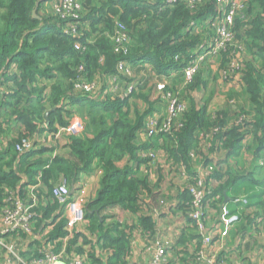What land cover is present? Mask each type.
I'll return each instance as SVG.
<instances>
[{
    "label": "trees",
    "instance_id": "16d2710c",
    "mask_svg": "<svg viewBox=\"0 0 264 264\" xmlns=\"http://www.w3.org/2000/svg\"><path fill=\"white\" fill-rule=\"evenodd\" d=\"M59 1L0 0L1 88L7 84L11 86V89L0 92V117L14 116L21 121V126L16 128L17 136L8 141L7 152L0 156V186L6 183L17 188L26 176L29 185L39 183L32 191L38 200L35 208L37 222L41 224L46 219L56 222L54 230L49 233L54 239L67 234L66 219L57 222L62 203L53 196L54 186L63 182L76 186L82 175H92L100 168L99 189L86 205L87 232H76L73 244L77 245L78 240H84L86 245L92 244L91 248L83 244L76 246L79 253L88 256L90 264H126L132 226L122 224L107 210L120 207L133 214L143 213L145 194H154L156 184L161 183V178L154 184L149 175L141 173L143 164L147 165L150 158L137 153L139 149L164 146L175 161L189 165L191 150L197 146L195 135L201 127L208 130L215 122L220 131L213 137L210 147L213 156L220 151L225 152V157L239 155L242 142L250 131L257 146L264 142V0H248L243 16L237 17L234 25L236 41L244 49L243 53L245 47L256 53L251 55L252 60L240 63L243 85L253 110L247 114L253 116L244 122L236 120L229 126V115L219 110L213 114L214 120L209 118L207 121L204 110L201 112L193 100L183 116V126H175L171 134L162 132L150 137V144L138 143L139 134L146 130L147 116L156 109L151 91L149 94L141 92L149 79L141 78L135 82L133 91L122 97L109 93L105 82L108 76L116 74L121 61L130 67V73L117 74L121 85L131 82L136 70H147L148 66L151 67L149 72L153 71L162 80L170 79L176 73L182 74L198 44L212 38L211 27L217 14L214 0H203L195 8L180 0L170 4L165 0H100V7L94 5L93 0H80L81 11L72 18L61 17L55 14L54 8L48 10L45 6ZM117 19L128 29L127 54L114 50L112 38L116 33ZM193 23L204 24L208 36L194 31L191 28ZM73 27L78 33L69 36L65 29ZM93 32H97L95 39H92ZM231 48L237 52L240 50L236 46L223 50L222 63ZM14 67L17 71L11 73L10 68ZM93 81H99V84L89 94L80 92L77 87L80 82ZM190 87L194 89L193 85ZM100 96L103 98L99 99ZM143 101L147 107L141 109L137 102ZM84 106L98 107L106 114L104 126L93 137L83 131V124L80 134L69 135L70 145L65 154H58L56 147L51 145L33 146L27 152L17 150L25 138L31 137L35 143L37 136L47 138V135H54L60 128L67 127L78 117L75 108L83 109ZM53 108L56 109L49 114V123L46 124L45 114ZM2 125L0 122V133ZM122 161L126 163L120 165ZM224 165L221 159L217 167ZM187 168L190 172V167ZM40 174L41 180L37 181ZM228 174H231L228 170L217 172L216 176L223 182L210 189L206 200L212 197L223 199ZM253 174L255 171L244 176L237 174L233 180L238 183L246 177L249 181ZM21 185L22 189L28 186ZM257 185L263 186L264 182L259 181ZM30 191L31 188L27 193ZM178 199L179 210L187 221L186 228L195 232L197 222L188 214L192 200L188 187L179 192ZM138 224L147 235L156 231L149 211L140 215ZM190 236L198 237L195 233ZM186 239V235L181 236V240ZM105 249L111 253L102 259Z\"/></svg>",
    "mask_w": 264,
    "mask_h": 264
},
{
    "label": "built area",
    "instance_id": "2783aa9c",
    "mask_svg": "<svg viewBox=\"0 0 264 264\" xmlns=\"http://www.w3.org/2000/svg\"><path fill=\"white\" fill-rule=\"evenodd\" d=\"M179 0H165L167 3H177ZM186 2L191 8H195L198 3L203 0H180ZM248 0H214L217 6V14L215 15V21L212 24L213 36L205 44H210L213 49V53L219 54L223 50H227L229 46L239 47L238 53H243L244 49L237 44V38L235 36L234 25L235 20L239 16H243V11L246 7ZM54 12L61 17H77L81 11L80 0H60L58 3L53 4ZM194 24V23H193ZM198 24H191V28H197ZM116 33L114 35V50L118 53L127 54L128 45L130 43V36L128 34L127 27L120 21H115ZM66 33L71 35H77L78 31L76 27L65 29ZM78 48V46H77ZM215 49V50H214ZM198 49L196 54L199 52ZM237 52V50H235ZM208 54H211L209 51ZM222 57V55H221ZM210 60V57L206 61ZM242 63L244 60H239ZM236 57L233 58V62L228 70L220 72V77L232 80L235 84H243V74L241 72V64ZM17 69L10 68L11 73H15ZM199 70L193 67V63L183 68V74L187 83H190L194 79L195 73ZM130 73V67L123 61L119 62L117 66V72L115 75L108 76L105 84L109 93L119 94L127 96L133 89L135 82H129L121 85L117 74L118 73ZM3 78L0 77V88ZM99 81L80 82L77 84L78 89L82 93H88L95 91L98 87ZM165 84L160 85V88L164 89ZM167 102L168 115L162 118V112L159 110V105L156 109L147 116L145 120V128L139 134L142 136L146 134L149 138L159 135L164 132L165 134H171L175 126H183L184 114L188 111L189 105L184 102H179L170 93L163 94L162 100ZM161 107V106H160ZM150 116V117H149ZM251 115L242 112L237 118V121H246ZM149 118V119H148ZM236 121V122H237ZM83 129V124L80 120H72L67 127L60 128V132H66L69 135H78ZM203 135L207 138V147L212 146L213 137L220 131L219 128L213 126L207 130ZM9 141V140H8ZM8 141L4 139V136L0 133V156L5 154L8 150ZM150 141V140H149ZM246 137L243 142H246ZM143 143L147 141L142 140ZM34 146V139L31 137L22 140V143L17 146V150L27 152ZM137 153H140L145 158H150L149 165L158 164V152L154 148L139 149ZM192 155H194L192 153ZM174 160V158H173ZM175 162V163H174ZM171 165H161L159 167L161 175L162 171L168 176V181L174 177L185 182L181 186V190L188 187L192 195L190 208L188 211L189 217L196 220L197 229L195 232L189 230V234L181 233L178 228V237L186 235V240L181 245H175L168 241L157 239L152 242L153 245L150 248V258L148 264H169L171 263V256L173 254L182 258L181 264H239L237 260L241 250V246L245 242V237L239 235L236 237L237 245L240 250L228 247L225 240L230 233L239 223L242 222L243 216L241 214V207L248 204V197L246 195L235 197L234 203L237 208L232 210L228 204L219 202V197H212L206 200L207 195L210 193V189L206 186V176L204 172L199 175H191V170L186 167L183 162L174 161ZM261 164L264 161L260 162ZM146 165V164H145ZM203 167H217L216 160H212L210 163H205ZM41 180V174L38 175ZM194 179V181H192ZM29 177L26 176L22 182L28 186L22 189L20 184L17 188H13L9 184L3 183L0 186V264H90L88 256L78 252L76 246L80 245L78 240L77 245L73 244L75 233H79L81 229L88 226V220L86 218V205L90 201L88 192L83 185L79 182L76 186H71L67 183H57L53 188V196L62 203L60 207V218L66 219L65 230L67 232L64 236H59L54 239L49 237V233L54 230L56 222H50V219L44 220L41 224L37 222L38 200L33 194L37 184H28ZM31 188L29 193L28 190ZM145 209L141 215L145 214V211H151L147 207L145 202ZM164 204V202L162 203ZM178 202H172L168 205L170 212L174 210L177 214H182L177 222L184 223L186 221L184 214L179 210ZM221 208V215L211 212L210 207ZM57 211V210H56ZM158 212V211H157ZM56 213V212H55ZM153 214V213H152ZM186 227V226H185ZM190 233L198 235L196 238H192ZM170 235V232L162 231L160 237L166 238ZM180 239V238H178ZM178 246H180L178 248ZM178 248V249H177Z\"/></svg>",
    "mask_w": 264,
    "mask_h": 264
},
{
    "label": "crops",
    "instance_id": "0c3cea01",
    "mask_svg": "<svg viewBox=\"0 0 264 264\" xmlns=\"http://www.w3.org/2000/svg\"><path fill=\"white\" fill-rule=\"evenodd\" d=\"M206 72L207 70H203L202 75L205 76ZM213 72H216L215 76L217 78L218 76L220 77L219 69H215V71ZM6 89L7 90L11 89V86L7 84L6 86L1 88L0 92L7 91ZM246 95H247V99L245 101V104L243 105V109H244L243 112L252 113L253 111L252 104L249 100L247 93ZM194 102H195L194 104L196 105V107H198L201 110V112H203L202 108L205 105V109H204L205 119L207 121L209 120V118L212 119V116L215 113V111L210 109L211 104L203 103L202 100L200 101V98L198 99L197 97H195ZM231 106L232 108L227 107V106L223 107L226 111L229 110V113H230L229 114L230 124H228L229 126L231 125V123L235 122L239 116L238 109L234 110L236 109V105L232 104ZM249 115L253 116L252 114H249ZM77 120H80L83 124V120L81 118L77 117ZM0 122H3V125H2L3 131L1 135L4 136V139L6 141L17 136L16 128L18 126H21V121L17 119V117L13 116L7 119L0 117ZM56 125L59 126L57 123ZM207 132L208 131L206 129H203L195 135L196 136L195 139L197 138L198 144L193 150H191V160L189 161V166H186V167H190V170L192 172L196 171V173L198 172L201 174L203 172V165L207 162V160L206 159L204 160L199 154V152L204 151V149L207 147V138L203 135V133L206 134ZM69 137L70 136L68 133L62 132V131L60 132V130L54 135H47V138L41 137L39 135L35 138L34 146L36 147H40V145L55 146L56 147L55 152H57L58 154H65V152L68 150V147L70 145ZM245 137L247 141L242 142V148H241L239 157H235V155H228L227 157H225L224 151H220L219 153L215 154V156L211 155L212 153L209 151H206L205 153L209 156V158L213 157L214 159H217V157H219L218 155L220 154L223 155L222 157H219V159H222L223 164L232 165L231 167L236 169L238 172L245 171L246 173H250L252 171H255V174H253L252 179H249V181L242 180L241 182L239 181V183H237L235 179L233 180V176L231 175H228L227 178L225 179L227 181L226 183L228 184V187H226L227 191L224 192L223 199L221 200L222 205L228 204L232 210H235L237 206L234 203V199L235 197H238L240 195H246L248 197V204L243 207V212H244L243 217H244L245 224L237 225L230 233H228L226 235L228 237L226 238L224 243H226L228 247H233V248L240 250V248L237 245L236 237L239 235L245 237V242L241 246L240 253L237 257L239 264H264V211H263V208L261 207L262 203L260 204V202L264 200V195H261L259 191L261 186L257 185L259 181L256 179V178H260L258 174L260 170L262 171V175H264V168L255 167L256 165L264 166V163L263 164L260 163L261 159L262 161H264V153H263L264 152V142L262 144H259L257 148V146H255L257 142L256 138L255 136H253V133L251 131ZM252 139H253V142H252ZM142 140L149 142V144L151 141L150 138L146 134H143L142 136H140V138L138 137V143L143 144ZM203 140L205 142H203ZM248 142L249 144L246 145ZM253 146L255 150L257 148L256 150L257 152L255 153L251 149ZM166 147L167 149L169 148L168 145H166ZM160 149H162V151L166 154L165 165H169V164L171 165L175 161L173 160V157H170V153L166 152V149L164 148V146L161 147ZM155 150L158 152L159 149H155ZM192 153L194 155H192ZM257 153H259V155H262V157L258 159L257 157L259 155L256 156ZM211 161L212 160H210L208 163H210ZM235 162H237L238 165L235 164ZM125 163L126 161L124 162V164ZM158 163H162V165L164 164L160 160H158ZM120 165H122L121 162H120ZM157 166L158 164L157 165H149V164L144 165L143 164L141 168V171H143V173L150 176L151 181L154 184L158 182V180L160 179L158 177L159 175H161L159 174L160 172L157 171V169H159V167ZM222 167H225V166H222ZM101 174H102V171L100 170V168H98L96 169L95 173H93L92 175H86L84 177L82 175L81 183H83V185L85 186L88 192V195H89V199L94 198L97 194V191L100 186ZM164 185H165L164 183L156 184V188L154 189L155 190L154 194L153 193L145 194L144 196L145 202L147 203V207L151 209L149 213L152 215L153 220L155 222L156 231L153 234L147 235V231L144 230L138 224L139 217L141 215L140 213L133 214L130 211L125 210L124 215L132 216V217L134 216V218L136 219V228H132V234H131L132 239H131L128 261L126 264H148L149 258H150V248L153 245L152 242L156 241L157 239H162V240L168 241L169 243H173L175 245H181L182 243H184V240H181V237L177 236L179 233L178 228L181 230V233H184L186 235L189 234V230L185 227L187 224V221H185L183 224L180 222H177V219H180L183 215L177 214L174 210L170 212L168 209V205L170 203L178 202L179 200L178 194L180 192L181 186L184 185V181L181 180L180 183H176V186L178 188L177 191H173L172 187H170L169 185L167 187H165ZM237 194L239 195L236 196ZM163 202L164 204H162ZM221 208L222 206H220L219 204L218 207L211 206L209 210L211 212L217 213V215L220 216ZM121 210L123 209H121L120 207H114L107 211L113 214V213L120 212ZM117 219L124 225L128 223L132 224L131 221L128 219L119 218L118 216H117ZM86 228L87 227L81 229L79 233L87 232ZM162 231H165V232L169 231L170 235L167 236L166 238H161L160 235ZM131 237L129 236V238ZM93 242L94 241L92 240L91 243ZM80 243L83 244L84 247H87V248H91L92 246V244H89V245L84 244V240H81ZM179 247L180 246H178V248ZM110 253H111V250L109 249L103 250L102 259L108 258L107 256ZM170 258H171V263L169 264H181L183 261L182 258L178 257V255L176 254H173Z\"/></svg>",
    "mask_w": 264,
    "mask_h": 264
},
{
    "label": "rangeland",
    "instance_id": "374dc122",
    "mask_svg": "<svg viewBox=\"0 0 264 264\" xmlns=\"http://www.w3.org/2000/svg\"><path fill=\"white\" fill-rule=\"evenodd\" d=\"M93 1H94V5H96L97 7L101 6L100 0H97L98 4H96V0H93ZM53 4H54V2H52V4L46 3L45 6L48 7V10H52ZM256 7H257V4H255V6L253 7L254 13L256 12ZM42 11L46 12L44 10H42ZM195 30H197V33L204 34L205 37L208 36V33H207V32H209L208 28L205 27V25L202 23H199L198 27L195 28L194 31ZM92 34H93L92 39H95L97 32H93ZM210 34H211V32H210ZM212 36H213V32H212ZM205 42H207V41H203L200 44H198V46L195 48V51L200 49L199 52L197 54H196V52H192L190 54L189 61L187 62V64L184 65V67H187L193 63V67L197 68L199 70L197 73H195L194 79L190 83L186 82L185 75L183 76V73L182 74L176 73V74H173L171 78L168 77L170 79L162 80L157 75H155V73L153 71L149 72L148 69H151L150 66L147 67V70L146 69H141L140 71L136 70L135 73L132 74L131 82L132 81L137 82L141 78L149 79L148 85H146L141 90V92L142 93L147 92V94H149L151 91V96L155 102V106L157 107L159 105V110L163 111L162 112V118H164L168 115L167 102L164 99L162 100V95L168 94V93H170L172 96H174L177 99V101L184 102V103L188 104L189 108L192 106V101L195 99V97H197L198 99L200 98V101L202 100L203 103L211 104L210 109H212L215 112L219 111V110H225L223 108L224 106L232 108V106H231L232 104L236 105V109H234V110L238 109L239 115L242 114V112L244 111L243 105L245 104V101L247 99L245 86L243 84H240V83L235 84L232 80L225 79L224 77L218 76V78H217L215 76L216 72H213V71H215V69H219V72L224 71V70H228L230 68L232 62H233L234 57H236L238 59V61L240 59L241 60H252L253 56H251V55H255L256 53H253L252 51L248 50L246 47H245V53H238L233 48H231L230 54H228V57L225 58V61H224V57H223V63H222L221 62V55L222 54L221 53H219V54L213 53V49L211 48L210 44L206 45ZM128 49H129V46H128ZM209 51H211V54H208ZM208 57H211V59L209 61H206V59ZM255 62L258 65H260V62L258 59H255ZM239 63H240V61H239ZM203 70H207V72L205 73V76L202 75ZM138 73H140V74H138ZM133 78H134V80H133ZM162 84L166 85V87L164 89L160 88V85H162ZM190 85H193L194 89L191 87L189 88ZM101 98H103V97L100 96V99ZM137 104L140 106L141 109H144L145 107H147V103L145 101H143V103L137 102ZM204 109H205V105L203 107V110ZM75 112H76V115L83 120V124H84V130L83 131H85V133L89 137H93L96 134V131L100 130L104 126L103 119L106 116V114L103 113V110L102 109L100 110L98 107L95 109V108H88L87 106H84L83 109H76L75 108ZM204 112H205V110H204ZM226 112L228 115L230 114L229 110H227ZM212 120H214V119L212 118ZM107 123H108V121H107ZM207 123L208 122L205 121V124H207ZM216 125H217L216 122L212 125L213 129L217 127ZM201 128H202L201 130H203V127H201ZM201 130H199V131H201ZM203 142H205V141L203 140ZM252 142H253V139H252ZM197 144H198V140H197ZM248 144H249V142L246 145H248ZM255 146H257V142H256ZM257 148H258V146H257ZM257 148H256V150H257ZM251 149L254 151V153L257 152L255 150L254 146ZM159 150H158V160L163 162L165 165L166 154L162 151V149L159 148ZM206 151L211 152L210 148L206 147L204 149V151L199 152L200 156L204 160L206 159L207 161L216 160L217 165H218L219 161L221 160V159H219V157H222L223 155H221V154L218 155L219 157H217V159H214L213 157L209 158V156L205 153ZM258 155H259V153H257L256 156H258ZM235 157H239V155L235 154ZM260 157H262V155H259L257 158L259 159ZM124 162L125 161H122L121 164L123 165ZM237 162H238V160H237ZM237 162H235V164H237ZM260 162H262V159L260 160ZM258 163H259V161H258ZM161 165H162V163H158L157 167H162ZM224 166L225 167H203V172L206 176L205 183L209 189H214L220 183L223 182L222 180H220L216 176L217 172H225L228 170L231 172V174H228V175H231V176H236L237 174H238V176L247 175V173L245 171L238 172L236 169L231 167L232 165H230V164L229 165L227 164ZM258 166L259 165H256L255 167H258ZM262 168H264V166ZM139 169H140V167H139ZM157 171L160 172L159 169H157ZM142 172L143 171H141V173ZM159 174H161V172ZM199 174L200 173H198V172L196 173V171L191 172L192 176L199 175ZM258 174H259L260 178H256V179L258 181L264 182V178H263L264 175H262V171L260 170ZM158 178H161V180H162L161 183H164L165 187H167L168 185L170 187H172L173 191H177V189H178L176 186V183L181 182V180L178 179L177 177H174L172 180H170V182H168V176L163 171H162V176L159 175ZM242 180L246 181L247 178L246 177L241 178L239 181L241 182ZM239 181H238V183H239ZM184 184H185V182H184ZM259 191H260L261 195H264V185L261 186ZM238 195L239 194H237L236 196H238ZM240 196H243V195H240ZM219 202H222L221 197L219 198ZM260 204H261V207L263 208V211H264V200H262L260 202ZM243 207L244 206H242L241 210H240L242 216L244 213ZM124 213H125V210H121L120 212L113 213V214L117 215L119 218H123V219L125 218V219L130 220L132 224L128 223V226H132V228H136V219L134 218V216L133 217L128 216V215L126 216V215H124ZM239 224H241V225L245 224L244 217L242 219V222Z\"/></svg>",
    "mask_w": 264,
    "mask_h": 264
},
{
    "label": "water",
    "instance_id": "95a60500",
    "mask_svg": "<svg viewBox=\"0 0 264 264\" xmlns=\"http://www.w3.org/2000/svg\"><path fill=\"white\" fill-rule=\"evenodd\" d=\"M61 106V105H60ZM56 108H53V109H50V110H48L47 112H46V114H45V118H46V124H48L49 123V120H48V116H49V114L53 111V110H55ZM59 264H62V263H59Z\"/></svg>",
    "mask_w": 264,
    "mask_h": 264
}]
</instances>
